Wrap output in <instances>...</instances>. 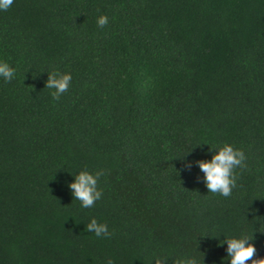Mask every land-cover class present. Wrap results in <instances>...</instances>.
Here are the masks:
<instances>
[{
  "label": "trees",
  "instance_id": "1",
  "mask_svg": "<svg viewBox=\"0 0 264 264\" xmlns=\"http://www.w3.org/2000/svg\"><path fill=\"white\" fill-rule=\"evenodd\" d=\"M0 60V264H230L241 234L264 259V0H15ZM224 143L247 157L229 198L195 164ZM81 170L103 172L91 208Z\"/></svg>",
  "mask_w": 264,
  "mask_h": 264
},
{
  "label": "clouds",
  "instance_id": "2",
  "mask_svg": "<svg viewBox=\"0 0 264 264\" xmlns=\"http://www.w3.org/2000/svg\"><path fill=\"white\" fill-rule=\"evenodd\" d=\"M15 0H0V12L9 10ZM97 26L105 27L109 18L101 15L97 18ZM16 77V70L5 60H0V79L4 82H10ZM72 82L71 73H53L48 75L45 87L53 90L51 96L53 100H59L60 96L68 91ZM212 154L210 160H198L196 166L203 173V183L208 192L219 194L224 198L231 197L233 190L237 186L238 176L236 169L244 168L247 159L245 152L230 143H224ZM191 167V164L186 165ZM103 172L97 171L94 174L87 170H81L74 174L73 180L68 184L73 199L80 202L82 208H91L96 201L100 200L103 190L98 188V180ZM87 231L94 233L96 237H109L108 226L105 223L98 222L95 218L91 219L87 225ZM224 237V236H223ZM252 234L239 236L224 237L221 244H226L227 260L230 264H264V259H253L256 248L251 242ZM167 259L162 261L165 264ZM107 264H114L111 258H108ZM176 264H198L197 258L191 254H184L176 259Z\"/></svg>",
  "mask_w": 264,
  "mask_h": 264
}]
</instances>
